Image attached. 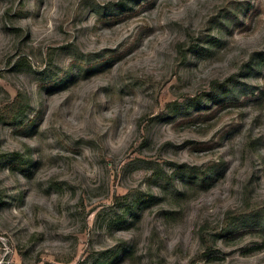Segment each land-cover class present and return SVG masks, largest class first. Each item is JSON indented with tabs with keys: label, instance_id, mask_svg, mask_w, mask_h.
I'll list each match as a JSON object with an SVG mask.
<instances>
[{
	"label": "rangeland",
	"instance_id": "1",
	"mask_svg": "<svg viewBox=\"0 0 264 264\" xmlns=\"http://www.w3.org/2000/svg\"><path fill=\"white\" fill-rule=\"evenodd\" d=\"M16 97L0 264H264V0H0Z\"/></svg>",
	"mask_w": 264,
	"mask_h": 264
},
{
	"label": "trees",
	"instance_id": "2",
	"mask_svg": "<svg viewBox=\"0 0 264 264\" xmlns=\"http://www.w3.org/2000/svg\"><path fill=\"white\" fill-rule=\"evenodd\" d=\"M23 104L22 101L19 100L18 97H16L15 99H13L11 101V103H9V106L7 108V110L0 116L2 119L6 120V121H10V120H15L19 117L20 113L23 110ZM202 174H205V172H203ZM254 213H257V209H253L251 210V212H249V216L252 215ZM248 215H246V217L243 218H248ZM245 219L239 218L236 219L234 222H228V224H225L222 228H221V232H230L233 227L236 226L237 223L242 222Z\"/></svg>",
	"mask_w": 264,
	"mask_h": 264
}]
</instances>
